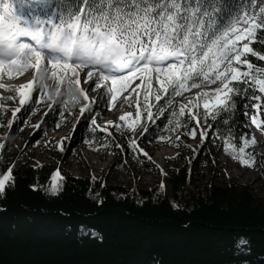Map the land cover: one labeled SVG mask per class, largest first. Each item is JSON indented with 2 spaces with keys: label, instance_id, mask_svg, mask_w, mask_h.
<instances>
[{
  "label": "trees",
  "instance_id": "16d2710c",
  "mask_svg": "<svg viewBox=\"0 0 264 264\" xmlns=\"http://www.w3.org/2000/svg\"><path fill=\"white\" fill-rule=\"evenodd\" d=\"M217 5V11L209 10ZM254 5L249 0H199L208 12L201 16V43L210 44L245 10L252 15ZM59 6L60 0H40L31 7L46 19L44 12ZM192 6L197 7L196 0ZM188 15L195 21L192 9ZM250 46L264 50V28L257 29ZM247 58L264 68V61ZM236 86L242 91L234 97L235 110L226 114L229 124L222 123L223 116H209L207 126L223 141L230 130L242 146L240 137L251 138L245 113L264 101L252 99L261 94L249 84ZM169 126L158 117L154 135L167 138ZM258 132L264 153V132ZM12 175L14 183L0 194V264H264V196L245 184L197 185L180 168L153 187L60 175L61 188L52 195V175L40 165L12 169Z\"/></svg>",
  "mask_w": 264,
  "mask_h": 264
},
{
  "label": "snow or ice",
  "instance_id": "6c2138e0",
  "mask_svg": "<svg viewBox=\"0 0 264 264\" xmlns=\"http://www.w3.org/2000/svg\"><path fill=\"white\" fill-rule=\"evenodd\" d=\"M39 2L40 0H11L10 4H4V0H0V4H4L5 12L0 15V72L6 66L9 72L15 71L19 75H23L30 68L44 73L50 71L51 77L56 81L66 83L69 87L75 86L85 101H90V97L87 95L88 90L79 87L81 83L92 81L94 88L90 90H98L108 88L107 83H101L102 81H110L112 88H108L111 94L109 98L115 101V85L129 80L137 73L157 74L156 81L164 93V97L156 96L157 102L168 96H181L182 90L191 91L201 88L202 85L215 84L217 86L211 92H198L194 99L197 107L203 99L205 118L211 116L216 119L223 116L222 123L225 125L229 124L226 114H231L236 107L234 97L242 91L237 84H249L254 91L261 94L253 95L252 99L264 101V68L255 67L247 58L250 55L264 61V50H256L250 46L255 40V30L264 28V7L258 8L259 17L255 8L250 18L247 10L243 13V20L241 15L235 17L236 23L242 22L248 26L237 28L234 23L212 39L210 44H204L201 43V29L204 26L201 16L208 15V12L199 7V0H196L195 9L192 0H60L59 7L51 12H44V16L49 17L46 19H42L31 7ZM255 2L256 0H249L250 4ZM17 5L21 8L19 14L15 11L7 13L8 7L15 8ZM25 7L28 9L29 18H24ZM189 9L196 16L195 21L190 19ZM209 10L217 11L218 5L210 7ZM55 20L60 22L57 24ZM48 25L51 27L45 30ZM25 37L29 42L21 39ZM242 40L248 42L241 46ZM45 50L49 53L47 66L41 69ZM31 57H34V63L31 62ZM89 65L98 68L100 75L95 77L92 71H88V80H83L80 70ZM169 72L175 78H169L166 83L161 81L160 74ZM58 73H62V76ZM35 79L33 77V80L15 89L19 93L21 106L32 98ZM3 87L0 84V88ZM8 99L12 100L13 97L9 96ZM147 99L145 96V100ZM123 100L126 102L128 97H123ZM168 103L171 106L172 101L169 100ZM192 104L193 100H189L187 105H181L180 114L184 115L185 109ZM88 107L89 104H84L80 112L83 113ZM251 107L256 110L249 116L251 124L264 132V118H261L264 105L253 104ZM20 111L21 108L12 111L13 120L9 121V128ZM189 114L199 126L197 114ZM132 116L133 113L127 112L118 119L126 121ZM148 118H152L150 111ZM140 119L138 103L135 119L129 125L133 131L143 127L136 124ZM92 123L95 125L96 121L93 120ZM108 123L113 124L111 121ZM113 126L121 127L115 124ZM34 127L38 128L39 125ZM190 136L195 139L197 132L192 131ZM206 136V132L200 133L202 142ZM234 139L229 130L228 137L224 139L226 154L237 160L241 166L252 167L254 158L246 149L256 144L255 137H240L243 146H238ZM132 143L135 144V141ZM141 152L147 155L143 150ZM62 179L59 170L52 174L49 189L52 195L58 194L61 188L58 181ZM10 181L14 183L12 167L0 174V194L4 193ZM163 187L161 184V189Z\"/></svg>",
  "mask_w": 264,
  "mask_h": 264
},
{
  "label": "rangeland",
  "instance_id": "374dc122",
  "mask_svg": "<svg viewBox=\"0 0 264 264\" xmlns=\"http://www.w3.org/2000/svg\"><path fill=\"white\" fill-rule=\"evenodd\" d=\"M10 2L11 0H6L4 4H10ZM4 4H0V15L5 14ZM259 7H264V0L256 2L253 7L257 10V17L260 15ZM253 9L251 13H253ZM14 11L19 13L20 6L17 5L15 8L10 6L7 9L8 14ZM27 11L28 9H23L24 14H27ZM251 16L248 15L249 18ZM241 19H244L243 15ZM235 26L243 28L248 25L241 22L236 23ZM49 27L51 25L45 26V30ZM21 39L27 42L23 38ZM246 42L248 41L242 40L241 46ZM48 55L49 53L45 51L41 69L47 66ZM30 60L34 63V57H31ZM88 71H92L95 77L100 75L98 68L89 69L88 66L80 70L83 80H88L86 75ZM16 74L18 73L15 71L9 72L7 66L3 72H0V84L6 87L0 88V94L13 97L12 100H0V145H3L0 148V174L6 172L9 167L15 169L22 166L40 165L47 171L48 176L59 170L60 175L95 177L112 186L137 183L143 187H153L162 181L163 175H173L178 169L184 168L190 174L194 184H222L227 180H232L245 184L255 194L264 196V153H261L259 148L261 137L249 119V116L256 110L248 107V115H246L251 138L255 137L256 140L254 146L246 149L247 152L252 153L254 164L252 167L241 166L237 160L226 154L224 141L216 138L207 126L209 116L205 118L203 99L199 101L200 106H196L195 94L204 91L211 92L216 88L215 84L202 85L201 88L191 89V91L182 90L181 96H168L157 102V95L164 97L160 84L155 78L157 74L154 72L137 73L129 80L120 81L115 85L117 99L127 96L126 103L129 102L130 107L126 106L125 102V105L120 102L118 110H115L116 117L113 115L111 118L99 120L95 109L101 100H96L93 91L89 97L90 101L95 102L90 103L79 95L75 86L69 87L66 83L56 81L51 77L50 71L44 73L35 68H30L19 77L26 78L28 74H31L30 76L36 78L33 83L32 98L21 106L19 93L15 91L20 86L17 85L20 80L15 79L16 83L14 84L8 79ZM109 74L119 75V73ZM58 75L62 76V73H58ZM141 77L143 83H141ZM169 78L174 79V74L171 72L160 74V80L165 83ZM90 82L81 83L79 87L83 89ZM101 83H107L108 88H112L110 81ZM137 85L139 86L137 87ZM108 88L98 90L101 99L111 103L113 101L109 98L111 94L108 92ZM11 89L12 91L9 92L8 90ZM145 96L148 97L147 100H145ZM169 100L172 101L171 106H169ZM189 100H193V104L185 109L184 115H181V105H187ZM138 103L141 119L136 121V124L143 127H138L137 131H133L129 125L135 119ZM84 104H89V107L81 113L80 108ZM16 108H21V111L16 114V118L9 128V121L13 120L12 111ZM149 111L152 113L151 119L148 118ZM127 112L133 113V116L126 121H120L118 118ZM190 112L197 114L200 120L199 126H197L196 120L192 119ZM161 116L163 121L170 125L166 131L167 138L165 139L154 135L156 120ZM173 118H176L178 123H172ZM93 120L96 121L95 125L92 123ZM50 121L54 127L53 130H50ZM109 121L115 125H121V127H114L113 124L108 123ZM35 125H39V127H34ZM144 128L147 130L144 131ZM64 130H67L65 138L57 139L56 136ZM192 131L197 132L195 139L190 136ZM201 132L207 133L203 142L200 139ZM133 141L135 144L132 143ZM70 144H72L70 149L77 145L83 157H89L86 162L84 161L85 163L74 161L72 156L68 155ZM160 146L165 147L160 151ZM142 148L146 150L147 155L142 154ZM143 152L145 151L143 150ZM170 155L171 157L167 158ZM95 156L99 158H95ZM67 157H69L68 160ZM89 161L93 164L88 163ZM48 187L50 189V182Z\"/></svg>",
  "mask_w": 264,
  "mask_h": 264
},
{
  "label": "bare ground",
  "instance_id": "6f19581e",
  "mask_svg": "<svg viewBox=\"0 0 264 264\" xmlns=\"http://www.w3.org/2000/svg\"><path fill=\"white\" fill-rule=\"evenodd\" d=\"M25 41H28V38H23ZM45 51H47V50H45ZM90 68H92V66L91 65H89V69ZM25 74V73H24ZM33 74V73H32ZM31 75V74H30ZM29 74L27 75V77H29V79H27V77L25 78V77H21L22 79V81H19L18 83H17V85H21V84H27L28 83V81L29 80H32V78H33V76H30ZM23 82V83H22ZM94 87V84L92 83V81L88 84V85H86L83 89L84 90H88L87 91V95L88 96H90V94H91V91H93V94H94V96H96V100H101V102H100V104L97 106V108L95 109V111H97L96 112V116H97V118L99 119V120H103V119H106V118H111L113 115L116 117V114H115V110H118V104L120 103V102H122L123 104H124V100H123V97L121 98H119V99H117V100H115V101H113V102H106L104 99H101L102 97H101V95L99 94V90L97 91V90H90V89H92ZM3 88H6L5 86L3 87ZM2 88V89H3ZM14 88V87H13ZM1 89V90H2ZM8 89V88H7ZM9 92H11L12 91V89L11 90H8ZM13 92H15V91H13ZM6 93V92H5ZM89 93V94H88ZM0 100H8V96H6V95H3V94H0ZM132 100V99H131ZM130 100V101H131ZM127 102V101H126ZM125 102V103H126ZM113 105H115V106H113ZM125 105V104H124ZM126 106H129L130 107V104H129V102L128 103H126ZM128 108V107H127ZM109 109H111V110H109ZM117 113V112H116ZM67 134V130H64V131H61V133L59 134V135H57L56 136V138L57 139H60V140H62V139H64L65 138V135ZM56 139V140H57ZM72 147V144H70L69 145V149ZM145 152H146V150L144 149V148H142ZM147 153V152H146ZM162 153V152H161ZM164 153V152H163ZM148 154V153H147ZM69 156H72V159L74 160V161H82V162H86V159H88L89 157L88 156H84L85 157V159H84V157H83V155H82V153L80 152V149H79V147L77 146V145H75L74 146V148H72V149H70V152H69V154H68ZM152 156V155H151ZM159 157V156H158ZM68 158L69 157H67V160H68ZM95 158H99V157H96L95 156ZM94 158V159H95ZM65 159V158H64ZM70 160V159H69ZM88 161V160H87ZM66 162V161H65ZM84 162V163H85ZM68 163H70V162H68ZM74 163V162H73ZM88 163H90L91 165L93 164L91 161H89ZM78 164V163H77ZM97 165H98V163H96ZM242 172V171H241Z\"/></svg>",
  "mask_w": 264,
  "mask_h": 264
}]
</instances>
